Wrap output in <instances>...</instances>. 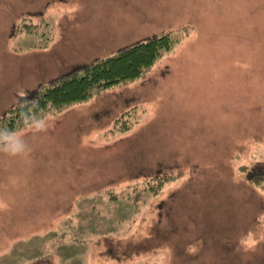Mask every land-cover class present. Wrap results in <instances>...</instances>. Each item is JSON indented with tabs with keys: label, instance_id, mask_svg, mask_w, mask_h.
I'll return each instance as SVG.
<instances>
[{
	"label": "rangeland",
	"instance_id": "obj_1",
	"mask_svg": "<svg viewBox=\"0 0 264 264\" xmlns=\"http://www.w3.org/2000/svg\"><path fill=\"white\" fill-rule=\"evenodd\" d=\"M185 30L141 79L40 117L62 121L35 158L0 152V264H264V0H0V115Z\"/></svg>",
	"mask_w": 264,
	"mask_h": 264
},
{
	"label": "trees",
	"instance_id": "obj_2",
	"mask_svg": "<svg viewBox=\"0 0 264 264\" xmlns=\"http://www.w3.org/2000/svg\"><path fill=\"white\" fill-rule=\"evenodd\" d=\"M183 33L188 31L162 32L118 49L117 52L88 63L82 69L72 70L50 83L40 84L38 88L28 92L26 99L19 100L0 115V129L18 132L27 128L28 125L20 116L21 111L31 112L38 118L49 113H59L68 107L85 103L108 89L141 79L152 70L165 51L180 41L185 35ZM129 128L126 126L125 129ZM250 176L252 183L264 188V172ZM173 180H176V176L172 173L149 177L144 189L134 190L136 192L134 201H138L147 191L158 194L166 183ZM117 198L118 195L115 193L109 194V199Z\"/></svg>",
	"mask_w": 264,
	"mask_h": 264
},
{
	"label": "clouds",
	"instance_id": "obj_3",
	"mask_svg": "<svg viewBox=\"0 0 264 264\" xmlns=\"http://www.w3.org/2000/svg\"><path fill=\"white\" fill-rule=\"evenodd\" d=\"M20 116L24 123L30 126L35 132L47 130L45 120L36 117L33 113L21 111ZM28 151H30V148L20 134L8 129H0V152L11 156H18Z\"/></svg>",
	"mask_w": 264,
	"mask_h": 264
},
{
	"label": "crops",
	"instance_id": "obj_4",
	"mask_svg": "<svg viewBox=\"0 0 264 264\" xmlns=\"http://www.w3.org/2000/svg\"><path fill=\"white\" fill-rule=\"evenodd\" d=\"M51 47V46H50ZM48 49H49V46L47 47ZM48 49H37L35 52H33V54H37V53H40V52H43V51H48ZM102 58V57H101ZM88 64V63H87ZM75 70V69H74ZM2 71L0 70V75H2L3 73H1ZM69 73V72H68ZM66 74V73H65ZM64 75V74H63ZM62 76V75H61ZM57 79V78H56ZM43 83H45V82H40V83H38L39 85L40 84H43ZM0 85H1V87H4L6 84H5V82H3L2 80L0 81ZM14 105V104H13ZM12 105V106H13ZM3 114V113H2ZM50 120H54V121H51V122H59V121H62V119H59V117H53V118H51V119H47V120H45V121H50ZM39 132H35V131H31V130H29V132H27V133H25V134H23V135H21L23 138H24V140H25V142L28 144V140L30 139H32L33 140V142H34V145H31V144H29L28 146H29V148L30 147H41V146H43V144H41L40 145V142H37V139L38 138H35V136H36V134H38ZM53 138V139H52ZM52 138H50V139H52V143H51V146L52 145H54V144H56L54 141H55V137H52ZM37 142V143H36ZM48 146V145H47ZM37 151H39L37 148H35ZM24 156V161L23 162H25L26 160H29L30 158H35V151L33 150L31 153H30V155H28V153L26 154H22V155H18V157H23ZM45 156H43V158H44ZM48 179V178H47ZM44 181V184H46L45 183V180H43ZM23 185H24V188H25V191L27 192V189L26 188H33V189H37V185L36 186H31V185H35V184H32L31 183V185H27V184H24L23 183ZM46 188H47V184H46ZM48 188H50L49 187V185H48ZM28 194H29V192H28ZM45 195V194H44Z\"/></svg>",
	"mask_w": 264,
	"mask_h": 264
}]
</instances>
